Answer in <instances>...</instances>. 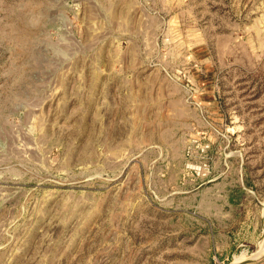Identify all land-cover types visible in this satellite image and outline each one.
Returning a JSON list of instances; mask_svg holds the SVG:
<instances>
[{"label":"rangeland","instance_id":"1","mask_svg":"<svg viewBox=\"0 0 264 264\" xmlns=\"http://www.w3.org/2000/svg\"><path fill=\"white\" fill-rule=\"evenodd\" d=\"M235 258L264 264V0H0V264Z\"/></svg>","mask_w":264,"mask_h":264},{"label":"crops","instance_id":"2","mask_svg":"<svg viewBox=\"0 0 264 264\" xmlns=\"http://www.w3.org/2000/svg\"><path fill=\"white\" fill-rule=\"evenodd\" d=\"M259 249L262 250L261 245H260ZM236 259H237V260H236ZM244 260H245V259H243V258H235V262H234V263H235V264H236V263H241V262H243Z\"/></svg>","mask_w":264,"mask_h":264},{"label":"bare ground","instance_id":"3","mask_svg":"<svg viewBox=\"0 0 264 264\" xmlns=\"http://www.w3.org/2000/svg\"><path fill=\"white\" fill-rule=\"evenodd\" d=\"M256 255H260V253H256ZM257 258V257H256ZM237 260V259H236Z\"/></svg>","mask_w":264,"mask_h":264}]
</instances>
